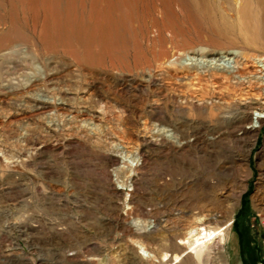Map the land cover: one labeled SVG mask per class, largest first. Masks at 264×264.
<instances>
[{"label":"rangeland","instance_id":"1","mask_svg":"<svg viewBox=\"0 0 264 264\" xmlns=\"http://www.w3.org/2000/svg\"><path fill=\"white\" fill-rule=\"evenodd\" d=\"M263 103L264 0H0V264H264Z\"/></svg>","mask_w":264,"mask_h":264},{"label":"bare ground","instance_id":"2","mask_svg":"<svg viewBox=\"0 0 264 264\" xmlns=\"http://www.w3.org/2000/svg\"><path fill=\"white\" fill-rule=\"evenodd\" d=\"M260 107L262 108L263 106ZM229 226L230 224L224 227L205 228V233L201 234L200 232H196L198 228L204 227V222L199 220L198 222L193 223V225L188 228V230L184 234V237L180 239L179 245L186 250V254H189L194 259L196 264H205L209 260L211 261L212 259H219L220 253H216L214 251L215 249L210 248L209 245L210 242H212V239H214L216 236H219L222 242V238L226 236ZM138 229L141 232H144L146 230L149 231V229H151V226L150 228L140 227ZM141 237L142 235H137V240H135L133 243L141 251L142 257L147 262H152L154 260L157 261L151 253L145 250V242ZM159 258L160 259H158V262L169 261L167 255H163ZM171 259L172 260L169 262V264H172V262H178L181 257L178 255H174Z\"/></svg>","mask_w":264,"mask_h":264}]
</instances>
